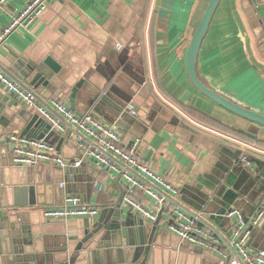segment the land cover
Here are the masks:
<instances>
[{"label":"crops","instance_id":"0c3cea01","mask_svg":"<svg viewBox=\"0 0 264 264\" xmlns=\"http://www.w3.org/2000/svg\"><path fill=\"white\" fill-rule=\"evenodd\" d=\"M28 1L6 0L0 6V31ZM198 2L55 0L30 27L14 29L0 45V64L17 79L30 60L52 56L61 65L59 75L70 86L81 83L73 109L79 114L91 111L89 104L97 96L106 95L115 108L134 104L142 121L118 131L127 143L138 139L140 159L178 189L176 193L155 183L171 195L172 205L178 204L188 212L203 211L205 222L218 234L226 253L181 239L168 229L169 216L161 211L159 220H153L133 208V215L145 219L148 234L156 225L154 242L162 249V264H228L229 254L234 253V219L225 213L216 221L211 212L225 203L217 196L225 188L214 182L217 177L213 168L219 161L232 162L229 154L239 150L234 164L241 166L243 153L259 161L257 164L253 160L256 172L245 166L235 168L234 185L240 187L242 198L239 208L250 217L264 200V189L260 192L255 188L264 180V143L253 141L226 123L219 116L223 113L195 89L185 70L186 41ZM200 72L215 89L264 112V0H222L202 47ZM36 92L47 105L57 98L71 108L65 94L58 96L44 86ZM8 94L0 83V99ZM20 109L35 111L25 103ZM19 114L16 111L0 116V131L21 133L26 119ZM36 134L34 128L28 132ZM59 138L55 135L49 140L57 144ZM60 154L65 159H77L80 151L69 138ZM81 166L68 193L80 195L84 203L98 207V213L47 217L42 232L50 249L38 251L28 246L33 239L19 229L16 217L0 209V264H127L124 254L110 250L96 256V242H88L87 235V230L113 207L126 180L90 158H85ZM68 174L63 169L55 173L56 179L64 182ZM194 187L210 194L209 210L198 208L205 199ZM139 197L146 206L159 209L152 196L142 191ZM129 207L123 202L125 212ZM248 248L252 252L264 249V217L252 226Z\"/></svg>","mask_w":264,"mask_h":264},{"label":"water","instance_id":"95a60500","mask_svg":"<svg viewBox=\"0 0 264 264\" xmlns=\"http://www.w3.org/2000/svg\"><path fill=\"white\" fill-rule=\"evenodd\" d=\"M221 3L222 0H199L191 20V33L186 41L185 70L195 89L214 102L215 109L223 113L219 116L224 118L226 123L232 124L236 130L244 133L253 141L264 143V112L215 89L202 77L200 72L202 47ZM60 69L61 65L52 56H46L39 61L30 60L21 69L22 76L19 78L24 84L33 86L35 90L44 86L47 90L54 91L58 96L67 95L71 102V108L75 109L81 83L78 82L70 86L67 80L59 75ZM105 96L94 97L89 104V109L98 118L103 117L105 122L120 132L136 125L138 121H142L137 118L139 111H136L135 114L130 113L126 110V105H119L115 108L106 100ZM12 104L15 105L14 108H11ZM23 105L22 99L10 93L0 99V116H11L14 112H19V115L26 119L22 134L28 135V132L34 128L38 130V134H36L38 137L49 139L51 136L59 135L60 138L56 145L60 153L63 142L69 139L71 133L62 134L60 131L52 129V124L38 112L20 109ZM157 113L156 110L152 118ZM173 120L178 122V118ZM238 154L239 150L234 154H229L232 162L219 161L213 168L217 177V181L214 182L225 188L223 193L217 195L225 200V203L220 206L218 211L211 212L216 221L223 217L230 208L239 207L241 204L240 187L234 185L236 183L235 168H243L237 163L234 164ZM253 160L259 164L257 158ZM75 161L76 158H71L64 159V164L45 162L31 165L16 164L13 159L10 133L0 131V209H6L8 215L16 217L17 222L20 223L19 229L28 239H33L32 244L28 246H33L38 251H49L50 249V245L47 243L48 239L44 235L46 233L42 232V224L47 221L43 208L45 205L63 203L65 194L72 192V185L76 180L74 174L79 172L82 167L76 165ZM60 169L69 173L66 176V182L56 179L55 173ZM60 182H64V186H61ZM194 188L205 199L198 208L205 207L206 211L209 210L208 207L212 202L210 194L203 192L198 187ZM255 188L260 192L263 191L264 180L257 182ZM124 194L125 186H122L113 207L95 223L93 229L87 230L88 242H96L93 252L96 256L103 254L104 251L109 253L108 250L114 254H124L126 257L123 261L127 260V264H162V249L154 242L156 225L151 226V232L148 234L149 226L144 218L137 214L133 215L132 207H129L125 212L122 208ZM159 218L160 215L157 220ZM135 223H138L137 228H133ZM126 247H129L127 253L124 250Z\"/></svg>","mask_w":264,"mask_h":264},{"label":"built area","instance_id":"2783aa9c","mask_svg":"<svg viewBox=\"0 0 264 264\" xmlns=\"http://www.w3.org/2000/svg\"><path fill=\"white\" fill-rule=\"evenodd\" d=\"M5 1L0 0V6ZM53 1L55 0H29L1 29L0 45L14 29L21 26L30 27ZM0 83L6 86L9 93L15 94L28 107L46 118L52 124V129L71 133L69 138L73 139L80 151L75 161L76 165H81L85 158H90L97 164L124 177L126 185L123 202L126 205L153 220L158 218L161 211L169 216L168 229L181 239L226 254L221 247L222 242L218 234L205 222L203 211L188 212L178 204L172 205L171 195L164 193L155 184L157 182L178 192V189L165 176L157 173L140 159L137 152L138 139L130 143L125 142L123 135L114 126L104 123L93 112L79 114L57 98L51 99V104L48 105L41 102L33 86L26 85L20 79L15 78L1 64ZM126 110L133 114L137 111L133 103L128 104ZM10 140L16 164L31 165L38 162L64 164L65 158L58 152L56 143L46 137L13 132L10 134ZM240 162L256 172V166L247 153L241 155ZM60 185L64 186V182H60ZM98 186L102 189L104 185L100 182ZM142 191L158 201V210L142 202L139 197ZM43 210L45 216L51 218L91 216L99 211L98 207L84 203L81 196L75 193L65 194L63 203L45 205ZM226 215L234 219V253L229 254L228 264H264V249L252 252L248 248L252 226L258 225L264 217V200L256 213L250 217L246 216L239 207L230 208Z\"/></svg>","mask_w":264,"mask_h":264}]
</instances>
